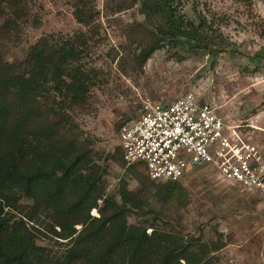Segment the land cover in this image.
I'll use <instances>...</instances> for the list:
<instances>
[{
    "label": "trees",
    "instance_id": "1",
    "mask_svg": "<svg viewBox=\"0 0 264 264\" xmlns=\"http://www.w3.org/2000/svg\"><path fill=\"white\" fill-rule=\"evenodd\" d=\"M95 1L73 2L86 31L44 34L16 62L6 56L21 42L24 24L41 23L37 0H0V264H218L217 252L227 245L222 232L204 240L146 219L128 222L135 209L161 217L145 204L151 194L161 204L181 200L186 189L180 180L156 182L136 163L128 169L140 189L122 179L117 193L108 192L104 162L124 167L123 148L100 152L74 114L88 109L100 82L88 60L99 43ZM183 2L119 0L117 10L139 4L144 17L129 31L137 37L140 66L164 45L228 50L199 9L198 22L187 17ZM253 56L264 57V50ZM45 238L54 245L39 244Z\"/></svg>",
    "mask_w": 264,
    "mask_h": 264
},
{
    "label": "rangeland",
    "instance_id": "2",
    "mask_svg": "<svg viewBox=\"0 0 264 264\" xmlns=\"http://www.w3.org/2000/svg\"><path fill=\"white\" fill-rule=\"evenodd\" d=\"M73 2L37 0L35 11L41 23L23 25L21 42L11 46L7 60L22 61L29 46L44 34L86 31L87 27L74 16ZM118 3L119 0L95 1L99 11V43L91 46L88 60L100 72V82L92 91L88 109L74 113L81 127L95 139L100 152H114L120 144L122 121L137 118L143 102L149 99L167 103L193 93L203 101L215 103L229 117L233 112H264V57L253 56L264 50V0H184L187 17L198 22L199 9L217 28L213 37L217 41L224 39L229 44L224 48L228 50L217 53L164 45L141 66L135 61L139 52L137 37L129 31L130 25L143 21V14L139 4L117 10ZM40 4L42 9L38 8ZM104 164L108 169L109 193H117L122 179L127 180L131 190L140 189L129 165L123 167L112 160ZM180 182L186 189L181 200L161 204L151 194L145 204L144 210L157 209L162 212L161 217L135 209L128 222L146 219L147 224L153 222L165 230L193 234L204 240L216 239V232H222L226 242L247 247L248 259L264 254V215L254 213L258 208L264 209L260 198L225 183L207 165L194 167ZM92 214H98L97 210L93 209ZM38 242L48 247L54 245L50 238ZM217 255L218 264H244L238 252L228 255L222 249ZM256 264H261L260 260Z\"/></svg>",
    "mask_w": 264,
    "mask_h": 264
},
{
    "label": "built area",
    "instance_id": "3",
    "mask_svg": "<svg viewBox=\"0 0 264 264\" xmlns=\"http://www.w3.org/2000/svg\"><path fill=\"white\" fill-rule=\"evenodd\" d=\"M218 112L193 93L167 103L145 100L139 116L120 130L125 162L142 165L153 180H181L207 165L225 183L264 197V145L244 135L256 126Z\"/></svg>",
    "mask_w": 264,
    "mask_h": 264
},
{
    "label": "crops",
    "instance_id": "4",
    "mask_svg": "<svg viewBox=\"0 0 264 264\" xmlns=\"http://www.w3.org/2000/svg\"><path fill=\"white\" fill-rule=\"evenodd\" d=\"M218 113L225 117L228 121H233L236 122L239 118H244V120L254 126V127H246L244 128V135L252 140H255L256 142H259L264 145V112H258L255 113L254 115L249 114L247 112H233L232 117H229L225 113L221 112L220 108L218 107ZM235 188L242 189L245 192L254 194L258 198H260V201L264 204V197L257 191L253 190H247L244 188H241L239 186H233ZM259 210L254 211L256 214L264 215V209L263 208H258ZM246 246V245H245ZM242 243H231L227 242V245L223 248V251H225L228 255H232L233 253L235 254L238 252L240 255H242V261H244V264H256L257 259L260 260L261 264H264V254H261L258 258L254 256V258L248 259V253H247V247H243ZM242 248V249H241ZM252 249V247H251ZM246 255V256H245Z\"/></svg>",
    "mask_w": 264,
    "mask_h": 264
}]
</instances>
